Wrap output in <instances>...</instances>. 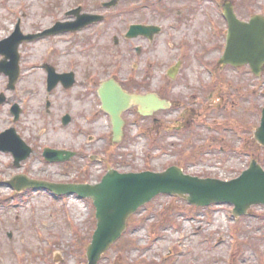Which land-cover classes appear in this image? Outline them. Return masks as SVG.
Here are the masks:
<instances>
[{
	"label": "rangeland",
	"instance_id": "obj_1",
	"mask_svg": "<svg viewBox=\"0 0 264 264\" xmlns=\"http://www.w3.org/2000/svg\"><path fill=\"white\" fill-rule=\"evenodd\" d=\"M47 1L53 0H0V40L13 33L18 18L23 33L42 31V21L46 25L52 22ZM59 1L63 9L76 3L75 0ZM120 1L129 8L131 0ZM225 1L233 3L243 21L257 14L264 15V0H205L202 5H197L195 0L167 2L173 9L171 11H183V20H179L181 31L173 36L181 42L183 33H186L190 41L187 46L189 57L181 72L186 81L174 95L176 99H185L190 93L189 87L200 86L199 97L203 103L196 113L179 116L184 109L182 106L178 111L159 115L160 121L156 125L148 118L141 123L142 131H136L135 126L128 127L131 139L120 151L109 149L106 139H100L99 136L107 135L106 122H100L92 131H83L97 137V141L85 147L87 150L91 149L95 154L103 151L102 157L107 149L118 151L123 154V160L118 154L110 159L112 162L123 161L121 169L161 173L175 165L186 174L202 179H237L253 159L264 168V148L253 141L264 108V71L256 77L249 67L221 69L219 61L225 52L228 28L222 17ZM52 12L58 15L56 11ZM145 18L135 15L131 22ZM173 21L175 19L169 17L163 22L167 26ZM116 28L115 25L100 41L98 49L88 53L89 57H78L79 69L87 70L88 74L100 70L102 76L99 78L98 75V82L106 78L108 72L118 73L126 80L129 76L145 77L144 82L148 85L142 88L157 91L178 51L166 52L168 37L162 36L154 47L158 49L152 47L147 53L151 59L163 61L155 68L143 66L139 69L138 66L132 71L130 61L139 58H134L130 47L123 45L121 32L115 31ZM114 36L120 41L118 46L113 43ZM60 42L39 40L20 47L22 72L14 90L8 88V79L0 74V93L7 98V103L0 106V133L15 128L24 141L38 148V154L21 168L13 166L11 155L0 154V264H55L54 256L58 264H87L86 248L96 230L93 204L72 198L57 200L41 190L19 195L6 183L21 174L34 180L61 183L73 177L82 165L86 166V162L49 165L41 159L42 143L88 145L87 137L72 139V126L64 129L59 122L67 103L73 101L64 98L60 107L55 104L51 117L42 113L44 51L53 48V59H60L58 52L66 49V45ZM142 42L134 41L132 46ZM120 61L125 66L118 67ZM90 65L93 70L87 67ZM71 67L65 59L60 68L67 70ZM214 69L220 72L216 83H211L217 75ZM59 96L53 98L55 103ZM15 103L24 109L16 125L10 112ZM92 106L96 108L97 104ZM76 119L83 123L79 116ZM44 127L49 133L42 138ZM92 168L94 173L106 170L100 163L93 164ZM232 210L231 205L196 209L178 197L159 196L129 220L121 240L97 264H264V206L252 207L247 216L239 219L233 217Z\"/></svg>",
	"mask_w": 264,
	"mask_h": 264
},
{
	"label": "flooded vegetation",
	"instance_id": "obj_2",
	"mask_svg": "<svg viewBox=\"0 0 264 264\" xmlns=\"http://www.w3.org/2000/svg\"><path fill=\"white\" fill-rule=\"evenodd\" d=\"M113 1L115 0H75L74 2L76 3L74 5L67 6L66 9H63L62 6H59V0L47 1V5L50 6L48 13L52 16V22L49 25H46L43 24L42 21V41H54L59 44L58 42H60V40H66L64 43L60 42L66 45L65 50H58V53L61 54L60 59H53V48H49L44 51L45 56L43 57L42 61V73L44 81L42 86L44 100L42 103V113L43 115H48L51 117L53 115L52 110L56 105L60 107L65 99L73 101L72 103H67V108H65L62 115H60L59 122L64 129L72 126V129H70V137L72 139L87 137L88 145L86 144V146H83L82 143L81 145L76 146L70 144L62 146L55 142L42 143V148H40L41 159L45 164L52 163L54 165L64 166L72 165L73 163L78 162H86V166L82 165V168L75 172L77 175H79L77 176L78 179H87L88 177L91 178L92 175L95 174L92 166L97 162L103 164V167L105 168L107 167V164L115 163L117 168L120 169V165L124 164L123 161L112 162L110 158L111 156L114 157L118 154L119 158L123 160V154L118 153V151L110 152L109 149L114 148L115 150H121L124 141L128 137V127L135 126L137 130H142L143 128L141 123L146 122L148 118H150L154 125H156L160 121V119H158L159 115L169 113V111H178V109H180V107L182 108V106L184 109L183 111H180L178 114L179 116L194 114L196 113L197 108L203 103L199 97L200 86L194 89L189 87L188 89L190 93L185 99H176L175 97L177 96L174 95L177 91L176 89L181 86V83L186 81L185 78L181 76V72L187 62L186 58L189 57V49L187 48L188 43H190L189 36L186 33H183L181 42L177 40L176 36H173L174 33L181 31L180 29L182 28V24L179 23V20L180 18L183 20V11H171L173 10L172 7L170 4H167V2L170 0H131L129 2V8L126 5H122L120 0H117V4L114 7H111L110 3ZM195 3L197 5H202V3L205 2H202L201 0H195ZM51 10L56 11L58 15ZM127 10L130 11L127 12ZM135 15H143L146 16V18L142 21L131 22ZM169 17H173L175 21L169 22L168 25L165 26L163 21L164 19H169ZM42 18L46 19L49 17L42 16ZM17 23L21 24V19H17ZM115 25L117 26L115 31H118L119 33L121 32L120 37L123 45L130 47L131 52H133L135 55L134 58H139L135 59V61H130L129 66L132 68V71H135L138 66L139 69H142L143 66L147 68H155L159 65L160 61H163L159 60L158 58L151 59L149 56L150 54L147 53L150 48L153 47V49H155L154 47L157 40L162 36L168 37L167 43H165L166 52L173 53L178 51L179 54H177V57H175L176 59L174 63L170 65L166 72L165 81L157 89V91H153V89L142 88V86L148 85L147 82H144L145 77L142 78L141 76H131L130 78L129 76L126 80L118 75V73L112 74L108 72L107 77L101 79L100 82H98L96 81V78L98 75L99 78L102 76V72L100 70H95L94 72L88 74L87 70L82 71L79 69V58H87L89 57L88 53H90L92 50L95 51L98 49L100 46H98L100 41H102L104 37L112 31ZM132 25L146 26L150 27L151 29L147 35H139L128 38L127 35ZM51 32H54V34H46ZM65 36L68 37L66 39H62ZM139 40L143 41L142 44L132 46L134 41ZM113 43L115 46L120 44L117 36L113 37ZM175 44H181V48L177 47V49ZM24 45L29 44H23V46ZM23 46L21 48H23ZM157 49L158 47L155 50ZM66 50L67 52H64ZM143 55L145 56L141 59ZM65 59L70 62L72 67L67 70H62L60 67L63 62H65ZM124 64H122L120 61L118 62L117 66H125ZM87 67L93 70L92 65ZM51 69H53L56 74L59 75L70 73L73 75L71 77L64 78L63 81L60 80L56 86L50 88L48 83L50 80ZM221 69L225 70V68H222V66ZM214 71L217 75L214 79L212 77L213 80H211V83H216L218 80L217 77L219 76L218 73L220 72L219 70L217 73L215 69ZM21 72L22 66L20 65V77L18 82L21 78ZM79 73L83 75H79ZM103 75H105V72ZM4 76L8 79L9 83V77L6 75ZM147 79L149 80L150 78L148 77ZM108 80H113L125 93L131 96H156L159 100L163 101L165 105L160 108H155L154 106L152 114L143 116L142 107L138 104L131 103L130 108L124 111L121 115V118L124 121V135L119 141H116L112 133L113 118L111 115L102 110V102L99 96V90L102 84ZM59 94L61 96L58 97V101L55 103L56 100L53 101V98L57 97ZM93 103L97 104L96 108H93ZM78 106L80 107V110L78 109ZM23 113L24 109L22 108L21 117ZM76 116H79L83 123L78 122ZM21 117L19 120H17V122L16 119L13 118L15 125L20 122ZM177 120L179 121V119ZM103 121L106 122L107 135H105V137L102 135L99 137L100 139H106V144L109 148L106 150V155H104V157L100 156L103 151L95 154L92 153L91 149L87 150L85 148L97 141V137L94 134H87L86 132H83L85 130L87 132L92 131V128ZM76 123L81 125L77 127ZM48 133L49 131L46 127L42 128V138L47 137ZM26 143L31 149L30 158L36 156L38 154V148L30 142ZM53 151L57 152V154L53 153ZM9 155H11L13 158V154ZM53 157L60 158L62 160L60 162L48 161V159ZM25 162H23L22 165ZM99 166L101 165H98V167ZM92 172L94 174L91 175ZM95 172L102 173L103 171L97 170Z\"/></svg>",
	"mask_w": 264,
	"mask_h": 264
},
{
	"label": "water",
	"instance_id": "obj_3",
	"mask_svg": "<svg viewBox=\"0 0 264 264\" xmlns=\"http://www.w3.org/2000/svg\"><path fill=\"white\" fill-rule=\"evenodd\" d=\"M224 11L229 32L226 52L221 63L234 67L248 65L254 75L260 77L264 71V17L255 16L248 23L242 22L234 13L231 3L224 5ZM150 29L146 26H133L129 37L147 35ZM21 37L18 32L9 40L0 43V54L11 60L10 64L6 62L0 64V72L10 77L11 88L19 76L17 50L20 43L32 41L42 35L23 39ZM101 97L104 108L113 118L115 140L122 136L124 122L121 113L131 102L140 105L144 115L152 114L154 106L160 108L164 104L156 97L129 96L113 82L104 85ZM5 100L4 96L0 95V105ZM13 111L19 118L17 106ZM254 139L264 147V109L261 124L254 132ZM0 151L13 152L16 167L30 156V151L13 129L0 136ZM49 160L61 159L53 157ZM9 185L17 192L42 188L56 195H77L81 199L93 200L96 207L97 229L87 249L88 264H97L125 232L129 218L160 195L178 196L189 205L198 208L230 204L234 206L235 218L247 215L253 206L264 205V169L257 160H253L250 168L239 178L230 182L193 177L184 174L178 167H171L163 173L119 174L111 170L97 185H58L32 181L26 177H16Z\"/></svg>",
	"mask_w": 264,
	"mask_h": 264
}]
</instances>
